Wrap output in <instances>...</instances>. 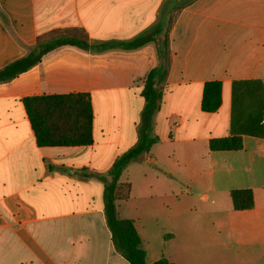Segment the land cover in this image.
Segmentation results:
<instances>
[{
	"label": "crops",
	"instance_id": "0c3cea01",
	"mask_svg": "<svg viewBox=\"0 0 264 264\" xmlns=\"http://www.w3.org/2000/svg\"><path fill=\"white\" fill-rule=\"evenodd\" d=\"M74 27L92 45L150 35L132 49L61 46L0 82V264H129L113 246L97 175L138 141L143 79L161 65L164 73L154 75L161 99L151 118L158 141L119 182L136 167L157 184L183 179L184 196L198 195L195 202L213 212L193 221L179 214L182 231L202 232L209 243L196 251L195 264H264V139L242 135L237 151L207 147L229 135L231 83L264 86V0H0V69L38 37ZM208 80L222 83L221 105L211 113L200 108ZM77 93L90 97L92 143L38 146L22 99ZM244 188L252 190L253 206L236 211L229 193ZM123 203H116L117 215L133 221L142 244L138 217L126 214L141 205ZM148 206L169 215L191 205ZM143 249L148 264L158 260ZM185 258L168 252L166 260L191 264Z\"/></svg>",
	"mask_w": 264,
	"mask_h": 264
},
{
	"label": "trees",
	"instance_id": "16d2710c",
	"mask_svg": "<svg viewBox=\"0 0 264 264\" xmlns=\"http://www.w3.org/2000/svg\"><path fill=\"white\" fill-rule=\"evenodd\" d=\"M149 35H142L130 42L108 41L92 45L81 28L54 30L46 37H38L26 55L0 69V82L8 81L26 71L39 63L48 52L61 46H73L94 52L109 48L132 49L147 42ZM166 44L165 38L164 46ZM157 70L163 74V65L150 70L143 79L141 94L144 107L140 114L138 141L114 160L106 175H97L103 183V211L113 246L129 264L148 263L133 221L117 215L116 203L124 202L130 196V184L120 183L119 179L130 163L140 160L158 141L157 137L151 135V118L158 109L161 99V92L155 86L154 80ZM221 91V81L204 82L200 100L203 112H215L220 107ZM22 103L38 146H80L92 143L93 115L88 94L31 96L23 98ZM242 135L264 139V86L260 80H236L231 83L229 135L210 139L207 144L208 150H240ZM229 196L236 211L248 210L253 206L250 188L233 189ZM151 264L174 263L160 258Z\"/></svg>",
	"mask_w": 264,
	"mask_h": 264
},
{
	"label": "rangeland",
	"instance_id": "374dc122",
	"mask_svg": "<svg viewBox=\"0 0 264 264\" xmlns=\"http://www.w3.org/2000/svg\"><path fill=\"white\" fill-rule=\"evenodd\" d=\"M95 109H97V101L95 100ZM154 169L153 165H149ZM135 171L131 170L128 174L129 184L131 182V192L129 198L124 201L123 205H141L139 208L134 207L128 209L126 214L129 216H137L136 224L142 235V248H146L149 260L154 258H167V253L182 252L186 256L185 259L195 264L196 251H204L209 248V243L205 242L204 234L195 231L185 233L179 228V214L183 213L184 218L193 221L199 213L209 218L212 211L203 210L200 204L195 202L198 195H190L187 199L182 192L185 191L183 179L179 181L170 179L165 184H157L154 182L153 173L149 171L141 172L139 168ZM155 184L149 186L150 182ZM169 183V184H168ZM148 205H191L187 210L172 208L169 215H163V210L156 207L151 208ZM182 207V206H181ZM167 210L164 212L166 213ZM178 213V216H174ZM217 213V212H214ZM123 214V213H122ZM194 225V222H192ZM170 234L169 237L165 236ZM196 236L199 237L196 239Z\"/></svg>",
	"mask_w": 264,
	"mask_h": 264
}]
</instances>
